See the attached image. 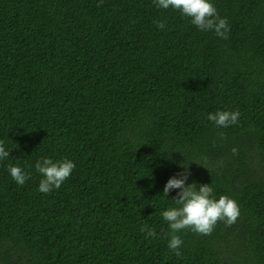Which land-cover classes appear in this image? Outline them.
Returning <instances> with one entry per match:
<instances>
[{"label": "trees", "instance_id": "1", "mask_svg": "<svg viewBox=\"0 0 264 264\" xmlns=\"http://www.w3.org/2000/svg\"><path fill=\"white\" fill-rule=\"evenodd\" d=\"M210 2L227 39L153 0H0V264H264V0ZM42 158L75 164L48 194ZM182 164L240 216L182 230L177 257L163 189Z\"/></svg>", "mask_w": 264, "mask_h": 264}, {"label": "clouds", "instance_id": "2", "mask_svg": "<svg viewBox=\"0 0 264 264\" xmlns=\"http://www.w3.org/2000/svg\"><path fill=\"white\" fill-rule=\"evenodd\" d=\"M103 0H101L102 4ZM157 8L179 10L183 16L191 18V23L201 31H213L221 39H227L230 27L227 18H221L210 0H153ZM101 4H97L100 7ZM160 29L165 27L163 21H156ZM241 113L234 111H216L209 113L207 119L214 122L219 128H227L238 124ZM223 139V133H220ZM232 154L237 155L238 149L232 148ZM10 152L5 150L4 142L0 140V160L8 158ZM184 171L177 173L168 180L163 189V195L168 196L171 190L179 189L173 199L176 207L169 208L162 213L163 219L168 223L169 231L168 248L177 257L181 256L180 248L183 241L178 235L182 230H191L199 235H210L218 221L225 223L226 227L232 226L240 216L237 202L228 196H220L217 200L211 185H198L193 182L186 184L190 172L188 166L181 165ZM205 168V167H204ZM35 169L41 174L38 191L48 194L61 185L71 176L75 164L69 159L53 161L50 158H42L35 164ZM11 178L18 184L24 185L30 178L21 167L8 165ZM179 177V178H177ZM146 227V226H145ZM145 228H141L144 232ZM154 229L147 230L148 237H155Z\"/></svg>", "mask_w": 264, "mask_h": 264}]
</instances>
